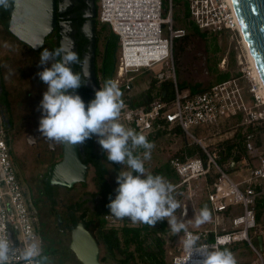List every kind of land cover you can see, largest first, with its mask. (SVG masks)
Returning <instances> with one entry per match:
<instances>
[{"label": "built area", "instance_id": "1", "mask_svg": "<svg viewBox=\"0 0 264 264\" xmlns=\"http://www.w3.org/2000/svg\"><path fill=\"white\" fill-rule=\"evenodd\" d=\"M96 1L98 22L108 24L119 36L118 63L112 78L119 84L125 104L119 122L145 136L180 130L202 148V152L197 150L195 154L175 153L169 163L179 177L174 186L187 192L190 199L199 188L196 183L206 181L204 187L212 226L187 228L188 234L199 237L192 249H186L180 240L175 245L166 244L168 262L202 264L203 248L215 246L222 250L230 243L246 241L257 256L239 264H264V246L261 248L258 240L260 235L264 239V230L259 229L256 216L257 203L264 198V143L260 139L264 99L259 93L260 82L241 58L239 71L193 91L189 86L179 85L173 63L176 39L188 31L186 26L176 24L175 4L182 9V18L195 23L206 34L230 33L243 44L231 1L166 0V6L164 0ZM170 60L171 69L166 73L162 67L169 65ZM158 64L161 68L156 70V86L152 88L147 84L146 99L137 102L130 93L135 85L133 77L126 74ZM167 79L170 80L171 95L163 86ZM222 116L224 123L231 122L226 127L220 122ZM194 126L203 127L208 135L195 134L191 130ZM230 129L238 131L231 139L236 141L232 152L239 154L238 159L233 156L222 159L226 144L210 140ZM244 166L247 172L241 178H235L232 170ZM185 211L188 212L186 205L183 213ZM102 216L106 224L117 228L124 225L121 220L127 219L112 216L109 208ZM8 235L15 247L36 240L43 251L38 212L17 175L0 115V236Z\"/></svg>", "mask_w": 264, "mask_h": 264}, {"label": "rangeland", "instance_id": "2", "mask_svg": "<svg viewBox=\"0 0 264 264\" xmlns=\"http://www.w3.org/2000/svg\"><path fill=\"white\" fill-rule=\"evenodd\" d=\"M178 1V0H176ZM164 6H166V0H164ZM5 9L4 7L2 8ZM182 9L180 6L175 4L174 6V18L177 25H184L188 28L187 33L181 38L176 39L177 43L174 49V66L176 69L177 80L180 85L181 82L186 81L189 84L199 83L200 88H205L213 82L217 81L218 74L220 72L229 70L232 74L236 73L241 69L242 64L241 58H243V64L250 65V57L248 51L243 44L238 42L237 39L231 36L230 33H223L219 35H201L195 33L191 26V22L185 20L181 17L180 13ZM98 29L100 32V48L101 51L104 49V43L106 41L105 35L109 32L110 26L108 24L98 23ZM2 30L0 25V66L2 69L3 80L6 82V87L9 92V98L13 107V112L16 117V120L23 119V124H21L18 138L24 144V154H19L18 159V175L22 181V184L25 188L27 197L29 196L30 189L28 188L24 178L29 179L30 183L34 185V195H38L37 182L40 172H43L46 168V163L38 160L36 157L37 149L31 147L26 142V134L31 132L34 129V104L36 101V89L35 84L33 83V72L34 65L36 62V54L33 50L29 49L22 43H19L16 39L11 36L6 35ZM5 44L8 46L5 47ZM102 54L98 55V61L101 62ZM118 63V54L116 55V64ZM172 61L170 60L169 65H164L163 71L168 72L171 68ZM156 66V65H155ZM153 68H145L138 71H131L126 76H132L135 83L134 88L131 89L130 93L133 94L137 102H143L144 96L146 93V85H152V88L155 87L157 80V71L160 67L158 64ZM9 69L14 70L13 73L9 76L8 79H5V76L8 75ZM155 80V81H154ZM167 81H170L167 79ZM103 84V81H101ZM190 87V86H189ZM151 90H149L150 92ZM234 121V119L232 120ZM231 122L222 123L225 124V127L228 126ZM191 130L197 135H208V131L204 130L201 126H194ZM238 131L236 129L225 130L220 132L210 140L215 142H224L226 144L227 139H233L237 136ZM147 137V136H146ZM147 139L154 143L155 147L151 151V159L144 161L145 168L147 172H158L157 175L164 176L171 183L178 181L179 177L176 175L173 170H169L166 166L169 165L170 157L175 153L181 154H191L189 150H193L195 154L197 150L201 147L186 133L182 131L170 132V133H157L147 137ZM260 139L264 143V120L260 127ZM144 149H138V153L142 155ZM201 151V149H200ZM245 152V151H243ZM254 163V161L252 162ZM109 171L106 174L108 180L112 183L113 186L117 185L116 182V172L113 168V164L108 162ZM170 166V165H169ZM124 166L120 164V170ZM247 170L244 167L235 168L232 170V175L235 178H241ZM95 167L90 166L86 183L81 184L77 183L71 189H66L65 187H60L58 191V198L60 199L58 206H61V199L66 203L82 202V209H87V216H95L94 209L95 206L99 204L100 196L93 194L97 191L98 187L95 182ZM210 181V180H209ZM206 181L201 180L196 183V186L199 188L196 190V195L193 199H190L187 192L180 190L179 187H175L173 193L174 198L180 203L181 208L177 209L175 215L178 218L184 220L187 225V228H196V227H211V222L204 223L202 225H197L195 223V215L199 214V211L207 205L206 199V190L205 185ZM264 183V181H263ZM184 205L188 207V212L186 215H182ZM43 206V204H41ZM208 208V207H207ZM80 210V211H81ZM240 210V207L237 209ZM79 211V212H80ZM258 211V205H257ZM51 221L54 222V216H50ZM259 223V229L264 230V207H262V213L260 220H257ZM41 216H39V227L41 232H43V225L41 223ZM121 223H126L130 225H140L141 223H132L130 220L125 219L121 220ZM158 225V223L156 224ZM155 225V226H156ZM106 226H111L106 224ZM121 228V225L120 227ZM264 232V231H263ZM158 235L163 239V247L166 244H177L180 240L183 233L178 235L174 234L167 223L166 230H159ZM48 236V235H47ZM48 239V238H47ZM62 244L56 243L54 247L65 248L71 242V235L66 234L62 236ZM254 241L257 243L256 238ZM121 246L125 248V242L121 241ZM165 248V247H164ZM229 248L235 254L238 264L240 262L251 260L256 258V253L250 247L246 241H237L230 243L222 247ZM54 250V249H53ZM49 249L48 254L51 255L54 251ZM128 251H132L135 255L134 259H131L129 264H146V262L140 257L135 243L132 242ZM49 254V255H50ZM107 260L105 263L108 264H122L117 262V260L111 257L107 252L103 244L100 245V255H106ZM50 255V256H51ZM68 255V254H67ZM125 253H119V257H124ZM264 256V249H263ZM64 260H65V256ZM165 260L167 262L168 258L165 254Z\"/></svg>", "mask_w": 264, "mask_h": 264}, {"label": "clouds", "instance_id": "3", "mask_svg": "<svg viewBox=\"0 0 264 264\" xmlns=\"http://www.w3.org/2000/svg\"><path fill=\"white\" fill-rule=\"evenodd\" d=\"M0 7H10V0H0ZM8 45L5 44V47ZM81 63L74 50L63 45L54 50L44 49L40 53L42 68L36 75L47 86L38 105L41 111L39 132L49 140L82 144L94 135L111 163L124 167L116 177L119 185L115 199L107 207L118 219L127 218L132 223H143L155 227L167 220L170 230L178 235L186 249L196 247L198 236L188 234L187 225L175 213L181 208L174 198L175 186L162 175L147 172L144 161L151 159L155 147L143 133L125 127L119 122L125 108L122 91L113 79H107L95 91L87 105L79 94L87 86L88 73L75 72L73 64ZM9 69L5 79L13 73ZM144 149L142 155L138 149ZM186 215V211L182 213ZM211 212L205 206L195 215V223L202 225L211 220ZM202 264H238L235 254L229 248L218 250L215 246L201 250ZM42 256L39 241L33 240L23 247H15L7 237L0 236V264H47L48 257Z\"/></svg>", "mask_w": 264, "mask_h": 264}, {"label": "flooded vegetation", "instance_id": "4", "mask_svg": "<svg viewBox=\"0 0 264 264\" xmlns=\"http://www.w3.org/2000/svg\"><path fill=\"white\" fill-rule=\"evenodd\" d=\"M78 3L80 4L86 3V0H75V5L72 7L71 10L63 12V13H58L55 23L52 29L50 30V32L45 35L41 43L36 42L34 46L20 39L18 36H16L8 27V24L6 23V21L4 19L3 20L0 19V25L4 33L8 36L13 37L19 43L24 44L29 49L33 50V52L37 56L36 57L37 59L34 65L35 69L33 72V83L35 84V89H36V101L34 104V112H33L34 129L31 132H28L26 134L25 139L28 145H30L31 147H35L37 149L36 157L38 158V160L42 161L43 163H46L45 164L46 168L43 172H40L39 177H38V182L36 184L37 189H38V195H34V192L32 191V189H34V185L30 183L29 179L26 180L27 177L24 178V181L26 182L28 188L31 190L30 193H28L29 194L28 198L31 204L36 208L38 212V216H41V221H42L41 223L43 225V228H42L43 232H41L42 240H43L42 258L44 256L48 257L47 264H82V261L78 258L76 253L70 247V244L67 247L65 246V248H59L58 250L56 247H54L55 244L58 242L62 244V239H61L62 236H65L66 234H69V233L71 235L73 225H76L78 222L83 221V220L74 221V219L72 218V215L76 214V216H78L79 211L74 210L70 206L71 203L63 202L62 201L63 198L61 199L62 207L58 206V203L60 201V199L58 198V191L60 187L71 189L74 186H76L77 183L85 184L89 168L93 164L89 163L88 161L84 159L86 156V147H87L86 141L79 145L72 144L69 142H57V141L47 139L39 132L38 130L39 121H40L42 113L38 109V105L40 104V101L43 98V93L46 91L47 86L36 75L38 71L42 70V68L38 67L40 53L44 49L54 50L55 48L60 47L62 45L61 44V35H62L61 29L67 30L68 32L72 31V33L74 34L75 43L70 42L69 46L71 50H74L75 52L78 53L81 63L73 64L71 67L73 68L75 72H81L82 74L84 73L83 72V59L88 49L89 39L83 31V22L85 20V17L83 14H84L86 5L82 7V17H84V20L82 21L80 26L78 25L76 21V17L78 16V13L74 8ZM61 20H65V22H63L62 28H60L59 26V22ZM70 25H72L71 26L73 28L72 30H71ZM98 30L99 29L97 26L96 31ZM83 34L87 38V41L84 44H83ZM97 44H98L97 54L98 55L102 54L103 56L104 50H105V43H104V49L102 51L100 48V38H97ZM118 49L119 47H117L115 55L118 54ZM98 55H97V63L99 65L101 62L98 61ZM97 75H98V84L101 87L102 86L101 81L103 80L101 79V75L99 74L98 69H97ZM95 91H96L95 89L90 88L88 85L81 87L78 90L79 94L82 96L86 105L90 100L94 98ZM0 115H1L2 121L7 131L11 156L14 161L17 175H18V172H19V169H18L19 163L17 162L19 159L18 155L24 154V151L26 149L24 148V144H22V141L18 138L19 131H20L19 127L21 126V124H23V119H19L18 121L16 120V117L13 112L11 100L9 98V92L6 87V82L3 80L1 66H0ZM96 146L98 147L99 145L97 144ZM73 149H76L77 156L80 158L81 163L75 161L74 160L75 158L72 157ZM66 153L68 155H71L70 157L73 159L72 162L75 163L73 164L74 168H72L74 169V171L78 172L80 169V171L82 172L83 163H87L86 179H78L72 185H66V184L55 182L54 178H55L56 167L63 161ZM77 174H80V173H77ZM41 204H43V206H41ZM59 213L61 215V219L58 217ZM50 216H54V222L51 221ZM49 249L51 250L54 249L53 250L54 253L52 255L49 253L51 256L48 254ZM63 256L66 257L65 260Z\"/></svg>", "mask_w": 264, "mask_h": 264}, {"label": "water", "instance_id": "5", "mask_svg": "<svg viewBox=\"0 0 264 264\" xmlns=\"http://www.w3.org/2000/svg\"><path fill=\"white\" fill-rule=\"evenodd\" d=\"M234 9L240 29L246 41L248 48L253 54L258 68L264 80V0H230ZM75 0H10V7L4 9V20L10 30L20 39L31 45L35 42L28 39L26 34H33L37 43H41L46 34L52 29L58 13H63L72 9ZM85 20L83 22V31L89 39L88 49L83 59V72L88 73L87 85L95 90L100 88L97 75V1L86 0L84 11ZM63 22H59L60 28ZM14 25V26H13ZM45 26V28H44ZM72 25H70L71 27ZM44 28V29H43ZM73 28L71 27V30ZM29 31L24 34L23 31ZM61 44L66 50H71L69 43H75V36L72 31L61 29ZM61 45V46H62ZM71 155L65 154L63 161L56 167L55 182L72 185L78 179H86L87 163H83L82 172L74 171L72 168L63 170L62 164L65 161H73ZM75 161L81 163L77 156L76 149H73ZM61 168V169H60ZM67 173H80L67 180L58 178V170ZM58 217L61 219L60 213ZM78 232L81 236H78ZM259 244L264 246L263 236L260 235ZM70 247L76 253L82 264H108L100 259V245L93 232L86 226L84 221L78 222L72 226Z\"/></svg>", "mask_w": 264, "mask_h": 264}, {"label": "trees", "instance_id": "6", "mask_svg": "<svg viewBox=\"0 0 264 264\" xmlns=\"http://www.w3.org/2000/svg\"><path fill=\"white\" fill-rule=\"evenodd\" d=\"M86 3L80 4L78 3L75 6V10L78 13L76 17V21L78 25L82 23L84 17H82V7L85 6ZM5 15L3 13V19ZM97 20V26H98ZM191 26L195 33L206 35L205 32L201 31L198 25L191 22ZM99 31V30H98ZM97 31V32H98ZM98 38H100V32L97 33ZM105 50L104 55L102 56L101 63L98 65L97 69L99 74L101 75V79L103 83L107 79H112L116 70V49L118 47L119 36L110 28L109 32L105 35ZM87 41V38L83 34V44ZM98 55V54H97ZM231 75L229 70L220 72L218 74L217 79L222 80L226 79ZM155 81V80H154ZM188 85L186 81L180 83L181 87H185ZM163 86L168 89V95H171V88H170V81L165 80L163 82ZM193 91L200 89L199 83L190 85ZM146 99V97L144 98ZM180 131V130H179ZM98 138L94 135L91 139L86 140V156L85 160L89 163L93 164L95 167V182L97 184V191L93 194L100 196L99 204L95 206L94 215L95 216H87V209H82V202H74L71 203L70 206L76 210L80 211L78 216L76 214L72 215L74 221L83 220L86 226L93 232L99 245L103 244L106 252L113 258L122 264H129L131 259L135 258V255L132 251H128L130 244L132 242L135 243V247L140 255V257L146 262V264H168L165 260V249L163 247V239L158 235L159 230H166L167 227V220L162 222H158V225L152 227L147 224L141 223L140 225H130L124 224L121 228L113 227V226H106V221L102 216L104 210L108 207L107 205L110 203L111 199H115L117 193L116 189L118 188V184L113 186L112 183L108 180L106 174L109 171V165L106 153L102 150L101 146L97 142ZM226 149L225 152H222V159L227 158L229 156H233L235 159H238L240 156L239 154H234L232 152L234 145L236 144L235 140L227 139L226 141ZM99 145L98 147L96 145ZM200 146V145H199ZM201 147V146H200ZM201 152H202V148ZM199 149V151H200ZM189 153L193 154V150H189ZM113 168L116 172V175L120 172V164L112 163ZM170 165V166H169ZM167 165L166 167L169 170H173L176 173L174 168L171 164ZM161 170L158 172H151L153 175H157L160 173ZM177 175V173H176ZM178 176V175H177ZM174 185L175 183L172 182ZM258 211H257V220H260L262 207H264V198H261L258 203ZM125 242V248L121 246V241ZM223 249V248H222ZM119 253H125L124 257H119ZM100 259L103 262L107 260L106 255H100Z\"/></svg>", "mask_w": 264, "mask_h": 264}, {"label": "bare ground", "instance_id": "7", "mask_svg": "<svg viewBox=\"0 0 264 264\" xmlns=\"http://www.w3.org/2000/svg\"><path fill=\"white\" fill-rule=\"evenodd\" d=\"M14 26V25H13ZM44 28H45V26H44ZM43 28V29H44ZM23 31V30H22ZM24 32V34H26V33H29V31H23ZM241 34H242V31H241ZM27 35V37H28V39H30V40H32V41H34L35 43H36V41H37V38L36 39H34L35 37L33 36V34L31 33V34H26ZM34 37V38H33ZM242 41L244 42V45H245V47H246V49H247V51H248V54H249V57H250V69H251V74L252 75H254L256 78H257V80L260 82V91H259V93H261L262 94V97H263V99H264V80H263V77H262V74H261V72H260V70H259V68H258V65H257V63H256V60H255V58H254V56H253V54L251 53V51H250V49L248 48V46H247V44H246V41H245V39H244V36H243V34H242ZM157 66V65H156ZM155 66V67H156ZM225 119H224V116H222L221 118H220V122H221V124L222 123H224L225 121H224ZM73 164H75L74 162H72V161H65L63 164H62V168H63V170L64 169H66V168H74L73 167ZM61 169V168H60ZM60 169L58 170V178L59 179H62V180H67V179H69V178H72V177H74V176H77V175H80V174H74V173H65L64 172V174L62 173L63 172V170H62V172H60ZM79 171H80V169H79ZM81 172V171H80ZM78 236H81V233L80 232H78V234H77Z\"/></svg>", "mask_w": 264, "mask_h": 264}, {"label": "crops", "instance_id": "8", "mask_svg": "<svg viewBox=\"0 0 264 264\" xmlns=\"http://www.w3.org/2000/svg\"><path fill=\"white\" fill-rule=\"evenodd\" d=\"M3 7H0V19H2L3 20V9H2ZM151 136V135H150ZM147 137H149V136H147ZM207 205H208V202H207ZM208 207V206H207ZM166 263H168V264H170L169 262H168V260H167V262Z\"/></svg>", "mask_w": 264, "mask_h": 264}, {"label": "snow or ice", "instance_id": "9", "mask_svg": "<svg viewBox=\"0 0 264 264\" xmlns=\"http://www.w3.org/2000/svg\"><path fill=\"white\" fill-rule=\"evenodd\" d=\"M234 2H235V0H234Z\"/></svg>", "mask_w": 264, "mask_h": 264}]
</instances>
